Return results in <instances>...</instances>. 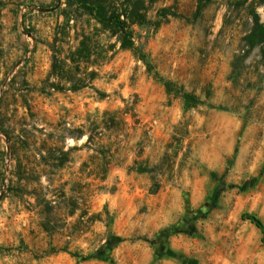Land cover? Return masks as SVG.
<instances>
[{"label":"rangeland","instance_id":"1","mask_svg":"<svg viewBox=\"0 0 264 264\" xmlns=\"http://www.w3.org/2000/svg\"><path fill=\"white\" fill-rule=\"evenodd\" d=\"M135 1L131 52L65 0H0V264H264L239 220L264 227V56L244 42L264 7ZM212 190L198 238L161 235Z\"/></svg>","mask_w":264,"mask_h":264},{"label":"trees","instance_id":"2","mask_svg":"<svg viewBox=\"0 0 264 264\" xmlns=\"http://www.w3.org/2000/svg\"><path fill=\"white\" fill-rule=\"evenodd\" d=\"M256 6L264 7V0H251ZM131 0H116L114 3H108L107 0H65L66 7H73L84 12L90 19L100 27L109 37L114 39L118 49L133 52V47L130 38L129 26L142 25L145 23L144 17L138 7ZM140 5V3H139ZM165 11H161V17L165 16ZM171 16V15H170ZM250 28L248 34L244 38V42L248 48L260 46V55L264 56V30L258 23L256 15L251 11L249 15ZM156 24V23H155ZM156 26V25H155ZM89 57L88 39H81L76 48L68 54L65 59L69 65L77 66L80 62H85ZM142 62V57L138 55ZM54 65L50 66L53 72ZM161 87L166 95L171 94L177 97L184 109L193 108L200 104L198 100L187 94L171 89V85L166 82L161 83ZM217 191L212 190L209 196L202 203L192 210H187L185 215L178 219L173 225L168 227L166 231L160 232L161 235H183L187 238H198L199 233L194 225L196 221L204 220L216 207ZM239 220L247 222L259 235L258 242L264 247V227L261 223L250 214H241ZM164 236V235H163ZM113 242L106 240L92 256L86 259L106 260L109 257ZM164 256L179 259L164 248L161 249Z\"/></svg>","mask_w":264,"mask_h":264}]
</instances>
